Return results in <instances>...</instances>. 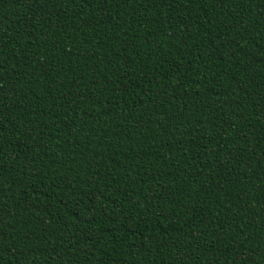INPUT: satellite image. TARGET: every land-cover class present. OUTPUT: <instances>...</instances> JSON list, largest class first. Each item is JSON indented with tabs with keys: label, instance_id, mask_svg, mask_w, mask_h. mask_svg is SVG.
Here are the masks:
<instances>
[{
	"label": "trees",
	"instance_id": "obj_1",
	"mask_svg": "<svg viewBox=\"0 0 264 264\" xmlns=\"http://www.w3.org/2000/svg\"><path fill=\"white\" fill-rule=\"evenodd\" d=\"M0 264H264V0H0Z\"/></svg>",
	"mask_w": 264,
	"mask_h": 264
}]
</instances>
